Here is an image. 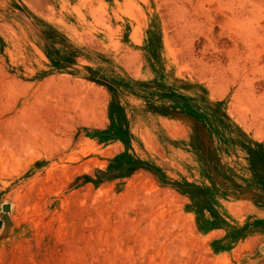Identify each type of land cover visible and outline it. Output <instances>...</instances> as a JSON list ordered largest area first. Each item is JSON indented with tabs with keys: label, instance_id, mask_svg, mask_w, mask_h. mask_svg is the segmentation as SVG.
I'll return each mask as SVG.
<instances>
[{
	"label": "rangeland",
	"instance_id": "374dc122",
	"mask_svg": "<svg viewBox=\"0 0 264 264\" xmlns=\"http://www.w3.org/2000/svg\"><path fill=\"white\" fill-rule=\"evenodd\" d=\"M0 264H264V0H0Z\"/></svg>",
	"mask_w": 264,
	"mask_h": 264
},
{
	"label": "water",
	"instance_id": "95a60500",
	"mask_svg": "<svg viewBox=\"0 0 264 264\" xmlns=\"http://www.w3.org/2000/svg\"><path fill=\"white\" fill-rule=\"evenodd\" d=\"M9 210V207L8 206H4L3 207V211L7 212Z\"/></svg>",
	"mask_w": 264,
	"mask_h": 264
}]
</instances>
